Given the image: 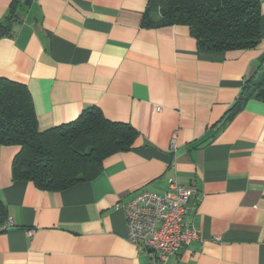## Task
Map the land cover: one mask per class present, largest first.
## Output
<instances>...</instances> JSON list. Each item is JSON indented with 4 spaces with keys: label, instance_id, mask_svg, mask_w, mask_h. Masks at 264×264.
<instances>
[{
    "label": "crops",
    "instance_id": "1",
    "mask_svg": "<svg viewBox=\"0 0 264 264\" xmlns=\"http://www.w3.org/2000/svg\"><path fill=\"white\" fill-rule=\"evenodd\" d=\"M152 0H0V77L24 85L40 130L83 110L136 132L131 149L61 192L11 176L0 147V264H152L126 240L122 206L170 180L191 187L185 224L199 240L168 264H264V0L260 42L248 50H199L184 25L142 26ZM13 12L10 20V12ZM174 141L175 151L170 145Z\"/></svg>",
    "mask_w": 264,
    "mask_h": 264
},
{
    "label": "trees",
    "instance_id": "2",
    "mask_svg": "<svg viewBox=\"0 0 264 264\" xmlns=\"http://www.w3.org/2000/svg\"><path fill=\"white\" fill-rule=\"evenodd\" d=\"M13 12H10L12 20ZM256 0H152L142 26L158 29L184 25L199 50L227 52L252 49L260 42ZM0 25V35L10 29ZM264 98V83L247 80L234 115L247 98ZM137 132L106 120L97 108L83 110L68 124L40 130L30 95L20 83L0 77V147H13L11 176L38 189L61 192L100 173L102 160L131 149ZM0 205V226L5 222Z\"/></svg>",
    "mask_w": 264,
    "mask_h": 264
},
{
    "label": "built area",
    "instance_id": "3",
    "mask_svg": "<svg viewBox=\"0 0 264 264\" xmlns=\"http://www.w3.org/2000/svg\"><path fill=\"white\" fill-rule=\"evenodd\" d=\"M175 151L174 141L170 145ZM195 195L191 187L170 180L164 194L142 191L122 206L125 214L126 240L149 253L152 264H168L184 246L199 240L196 228L185 224L187 205ZM13 226L6 220L0 233Z\"/></svg>",
    "mask_w": 264,
    "mask_h": 264
}]
</instances>
